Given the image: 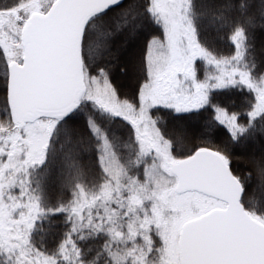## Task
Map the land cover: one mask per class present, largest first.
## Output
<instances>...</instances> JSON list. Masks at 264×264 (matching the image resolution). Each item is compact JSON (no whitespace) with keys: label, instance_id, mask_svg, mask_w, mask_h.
<instances>
[{"label":"snow or ice","instance_id":"obj_1","mask_svg":"<svg viewBox=\"0 0 264 264\" xmlns=\"http://www.w3.org/2000/svg\"><path fill=\"white\" fill-rule=\"evenodd\" d=\"M0 264H264V0H0Z\"/></svg>","mask_w":264,"mask_h":264}]
</instances>
